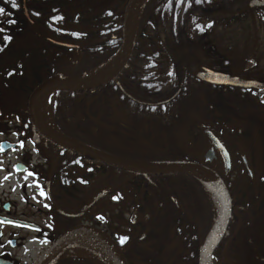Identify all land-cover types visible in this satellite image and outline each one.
Wrapping results in <instances>:
<instances>
[{"label":"trees","instance_id":"trees-1","mask_svg":"<svg viewBox=\"0 0 264 264\" xmlns=\"http://www.w3.org/2000/svg\"><path fill=\"white\" fill-rule=\"evenodd\" d=\"M129 2L25 0L36 30L31 35L36 37L27 40V45L40 47L42 55L54 48L57 55L53 63L59 71L63 70L74 80H82L119 53ZM15 5L22 8L23 0H15ZM4 6V0H0V9ZM3 30L0 25V38ZM47 38L75 48L55 46ZM248 38H264V0H200L199 3L197 0H149L142 9L130 60L123 73L97 88L75 93L71 98L61 97L54 113L56 130L80 145L129 162L205 165L202 156L205 136H147L151 138L148 145L154 150L134 144L131 138L116 136H146L137 130L138 121L146 118L135 115L143 106L134 100L146 103L168 99L179 91L171 100L172 104L183 99L195 102L199 87L205 85L195 77L199 65L210 64L218 72L242 78L257 71L264 73V60L252 65L242 57L244 51L240 48ZM203 46H214L218 57L203 60ZM4 69L0 58V71ZM217 88L220 101L247 99L246 90L228 88L223 93L221 87ZM120 103L124 110L123 127L118 120ZM239 108L242 110L243 106ZM239 116L244 117L241 113ZM194 123V118L187 117L182 128H191ZM239 128L242 131L245 125L240 124ZM262 133V136L252 137L264 138V130ZM219 137L229 150L234 148L231 149L234 164L239 162L240 144L246 142L248 136H234L232 141L226 136ZM100 169L98 177L91 178L90 197L110 187V192L99 203L113 199L122 207V215L128 209L135 211L129 223L134 237L122 245L129 247L124 254L127 264H200L217 226L218 213L198 179L189 175H136L106 165ZM215 172L226 184L233 204L242 208L236 212L235 223L228 224L213 259L222 261L224 257L229 263L264 264V243L255 242L254 235L255 243L250 242L252 222L257 228L262 224L264 231V207L257 210L259 200L264 199V173L255 174V180L251 181L241 172L232 182V174ZM100 175H104L105 181ZM247 198L256 201L250 210L252 220L246 216ZM146 212L150 213L148 220L144 218ZM240 222L239 233L226 250ZM146 231V239L140 241V235ZM58 264L105 263L70 258Z\"/></svg>","mask_w":264,"mask_h":264},{"label":"flooded vegetation","instance_id":"flooded-vegetation-1","mask_svg":"<svg viewBox=\"0 0 264 264\" xmlns=\"http://www.w3.org/2000/svg\"><path fill=\"white\" fill-rule=\"evenodd\" d=\"M11 1L4 0V11L0 15V18L3 17L0 25L4 28L0 38V49L3 50L0 58L5 65V69L0 71V221H3L0 223V264H37L49 252L51 253L44 264H58L70 258L83 259L84 253L72 249H65L57 254L66 243L65 236L80 227L98 229L110 236L121 248H126L122 245L134 237L129 230V223L135 214L134 208L125 210L122 215V207L110 199L115 209H120L109 215L113 221L111 223L107 219V201L99 203L104 197L86 209L98 195L90 197L91 178L98 177L97 170L104 164L62 148L50 138L51 134L58 133L54 113L59 99L64 95L71 98L73 94L82 92L53 91V87L58 84L67 85L74 79L63 70L60 72L53 63L57 55L54 48L48 49L42 55L39 52L40 47L27 45V40L36 37L31 36L36 33L35 23L26 16L25 0L22 8L20 5L11 6ZM47 40L59 46L55 44L56 41L49 38ZM202 49L205 50L203 60L211 61L218 57L214 46H203ZM240 49L244 51L242 57L248 59L252 65H255L257 60H264V38H248ZM127 64L115 79L123 73ZM200 67L218 72L210 64L199 65L195 76ZM245 79L262 83V88L243 89L247 95L243 102L220 101L217 87L221 86L200 80L205 85L199 87L195 102L183 99L172 104L171 100L179 91L168 99L146 103L134 100L143 106L135 115L145 116L146 119L138 121L137 130L146 136L116 137L131 138L134 144L139 143L142 147L154 150L148 145L151 138L147 136H205L206 148L202 154L204 166L229 175L239 168L247 174L249 180L254 181L255 174L264 173V138L252 137L262 136L264 130V73L257 71ZM42 88L44 93L49 94L53 108L47 129L41 125L35 108L37 100L34 95ZM221 88L223 93H226L228 88L232 87ZM120 90L124 93L121 87ZM240 105L243 106L242 110ZM123 112L120 103L118 120L121 127ZM239 113L244 116L243 119ZM187 117L194 118L195 123L191 128H182L186 125ZM231 122L234 124L231 125ZM240 124L245 125L242 131ZM210 134L220 140L227 149L232 163L230 171L225 170L219 151L208 137ZM219 136H226L231 141L234 136H248V140L243 143L245 149L240 150L239 162L234 164L231 154V149L233 151L234 148L229 150ZM212 150L216 157L212 158V162H206L205 156ZM100 178L104 180L105 177L100 175ZM107 189L110 192L111 188ZM246 201V216L252 220L250 210L255 207L256 201L251 198ZM231 204L229 223L233 224L236 212L242 207L233 202ZM263 207L264 199H260L257 210L261 211ZM149 217L150 213L146 212L144 218L148 220ZM241 226L242 222L239 223V228L227 244L226 250L235 241ZM253 235L255 242L260 240L264 243L262 224H258L257 228L256 223L252 222V244L255 243L252 241ZM146 236L147 231L140 235V241H144ZM121 239L126 242L121 244ZM36 248L38 250L35 256H32Z\"/></svg>","mask_w":264,"mask_h":264},{"label":"water","instance_id":"water-1","mask_svg":"<svg viewBox=\"0 0 264 264\" xmlns=\"http://www.w3.org/2000/svg\"><path fill=\"white\" fill-rule=\"evenodd\" d=\"M138 2H139V0H130V2L128 4V7H127V10L125 13L124 24H123L122 47H121L119 53L114 57V58H116V57L120 56L121 59H120V63L118 64L117 68L112 72V74H110L104 80H101L99 82L89 84V85H72L71 83L67 84V85L58 84L57 86L53 87V91L84 92V91H89L91 89L97 88L100 85H102L104 83H108V82L112 81L113 79H115V77L125 67V65L129 61L130 56H131L133 40H134L135 33H136V30H135L133 37H132L133 19H134V13H135ZM144 5L142 6V9H143ZM26 16L29 19L27 11H26ZM136 29H137V26H136ZM55 44H57L59 46L68 47V48H75L74 46H70V45H63V44H59V43H55ZM196 78L200 81L205 82V83H209V84L217 85V86H222L224 88H228V87L241 88V89H249V88L261 89L262 88V83L247 80V79H244L242 77H239V76H236L233 74L214 72V71H211V70L204 68V67H200L198 69V71L196 73ZM44 92H45L44 88H42V89L38 90V92H36V94L34 95V98L37 100V102ZM208 137L212 140V142L214 143V146L219 151L220 157L222 158V161H223L224 166H225V170L230 171L232 168V163H231L230 155H229L227 149L223 146V144L220 142V140H218L212 134H210V136H208ZM50 138L52 141H54L60 147L68 149V150H70L76 154L82 155V156H84V157H86L92 161H96V162L102 163L104 165H107L109 167H112V168H115L118 170H122L125 172L134 173L137 175L164 176V175L180 174V175H189V176L195 177L194 173H205L208 176H210L216 182V184L219 186V188L221 189V192L223 195V202H224V214H223L222 222H221L219 228L216 230L215 234H213V236L209 240V242L206 246V249L204 250V252L201 256L200 264H208L212 260L214 252L218 248L219 244L221 243V241L225 235V232H226V229H227L230 217H231V206H232L231 198H230V195L228 193V190H227L224 182L222 181L220 176L218 174H216V172H214L213 170L209 169L206 166L197 165V164H195V165H179V166L171 165V166H173L171 168L150 169V168L144 167V166H149V165L137 164V163L125 161V160H122L119 158H115L113 156H109V155H106L104 153L86 148L82 145H79L77 143H74L72 141H69L67 139H64V138L57 136V135H54V134H51ZM214 157H216V155H215L214 151L212 150V151L208 152V154L205 156V161L206 162H212V158H214ZM108 192H109V190H105L102 193H100L99 195H97L90 202V204L87 206L86 209L94 206L96 204V202H98L102 197H105ZM83 232L93 233V234L101 237L102 239H104L108 243V245L110 246V248L112 250L116 264H127L126 260L124 258V253L127 252L129 250V248L121 249L110 236H108L106 233H104L98 229H95L92 227L77 228L65 236V238H64L65 242L69 241L70 239H72L76 235L83 233ZM50 253L51 252H49L46 256L44 255L37 264H44L46 259L49 257Z\"/></svg>","mask_w":264,"mask_h":264},{"label":"bare ground","instance_id":"bare-ground-1","mask_svg":"<svg viewBox=\"0 0 264 264\" xmlns=\"http://www.w3.org/2000/svg\"><path fill=\"white\" fill-rule=\"evenodd\" d=\"M147 1L148 0H139L137 4L133 19L132 37L136 30V26L139 20V16L141 14L142 6ZM120 59H121L120 56L112 59L103 66L89 73L83 80H78V81L74 80L73 82H71V84L89 85L104 80L110 74H112V72L117 68L118 64L120 63ZM35 108L41 125L47 129L48 120L50 118V113L52 110L48 93L42 94V96L36 103ZM55 135L60 136L58 134ZM144 167L150 169H165V168H171L172 166L150 165ZM194 176L198 178L204 184L206 189L210 192V195L213 200L214 208L218 213V226H219L224 214V202H223V195L221 189L216 184V182L205 173H194ZM60 249L61 250L57 254H59L62 250L72 249V250L81 251L86 256L98 259L106 264H116L112 250L108 245V243L104 239L93 233H89V232L80 233L75 237H73L72 239H70L69 241H67L66 243H64ZM208 264H218V261L213 259Z\"/></svg>","mask_w":264,"mask_h":264},{"label":"rangeland","instance_id":"rangeland-1","mask_svg":"<svg viewBox=\"0 0 264 264\" xmlns=\"http://www.w3.org/2000/svg\"><path fill=\"white\" fill-rule=\"evenodd\" d=\"M240 149H242V150H244L245 149V146L243 145V144H240ZM240 173H241V169H239V168H237L233 173H232V175H231V181L232 182H234V180L240 175ZM107 207H108V220L110 221V223L111 222H113L112 221V219L109 217V215H111V214H113V213H115V212H117L118 210H120V209H115V205H113L111 202H110V199H108L107 200ZM37 250H38V248H36V251L35 252H33L32 253V256H35V254H36V252H37ZM83 256H86L85 254H83ZM88 257V256H87ZM90 259H95V258H91V257H89ZM96 260V259H95Z\"/></svg>","mask_w":264,"mask_h":264},{"label":"snow or ice","instance_id":"snow-or-ice-1","mask_svg":"<svg viewBox=\"0 0 264 264\" xmlns=\"http://www.w3.org/2000/svg\"><path fill=\"white\" fill-rule=\"evenodd\" d=\"M200 2V0H197V3H199ZM12 3H13V5H15V0H12ZM3 9H0V15H2L3 14ZM209 27H211V25H209ZM169 75H172V73L170 72L169 73ZM29 175H31L30 173H29ZM41 195H43V193H41ZM0 223H3V221H0ZM126 241L124 240V239H121L120 240V243L121 244H123V243H125Z\"/></svg>","mask_w":264,"mask_h":264}]
</instances>
